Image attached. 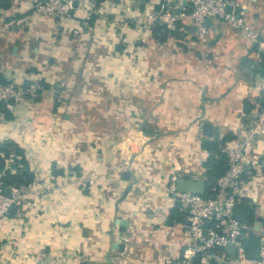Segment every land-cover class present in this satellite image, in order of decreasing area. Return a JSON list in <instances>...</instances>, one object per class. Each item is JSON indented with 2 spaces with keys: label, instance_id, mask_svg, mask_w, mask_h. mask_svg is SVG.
Wrapping results in <instances>:
<instances>
[{
  "label": "crops",
  "instance_id": "0c3cea01",
  "mask_svg": "<svg viewBox=\"0 0 264 264\" xmlns=\"http://www.w3.org/2000/svg\"><path fill=\"white\" fill-rule=\"evenodd\" d=\"M36 1L0 8V78L46 86L12 119L0 115V145L20 146L34 174L20 215L0 223V264H178L189 239L185 222L168 221V179L204 180L202 142H228L255 118L264 94L242 60L253 44L215 21L202 38L186 24L159 42L143 28L157 0H74L61 21L34 14ZM238 2L264 40V0ZM143 128L153 138L130 140ZM254 145L242 191L260 232L264 135ZM191 264L233 256L211 251Z\"/></svg>",
  "mask_w": 264,
  "mask_h": 264
},
{
  "label": "built area",
  "instance_id": "2783aa9c",
  "mask_svg": "<svg viewBox=\"0 0 264 264\" xmlns=\"http://www.w3.org/2000/svg\"><path fill=\"white\" fill-rule=\"evenodd\" d=\"M74 0H38L32 6V12L44 17H52L58 21L69 17ZM152 15L143 28L151 32L154 24L174 30L176 27L189 24L193 26L197 37L206 33L205 22L215 21L227 25L250 44H257L251 54L253 61L259 64L264 52V42H258V33L246 23L240 12L238 0H157ZM91 15L88 12V19ZM77 30L74 34H77ZM256 88L263 93L264 85L258 83ZM46 87L39 81L29 83L25 88L13 83L0 82V102L13 114L18 104L33 102L43 96ZM255 118L241 125L236 138L226 142L222 152L227 157V172L217 181L216 190L212 195L183 193L177 189L179 178L172 175L165 188L167 195L175 203L178 202L186 213L185 228L189 245L184 249L178 264H191L200 256L211 251L223 252L231 244L234 247L233 264H264V225L260 232L252 229V224L240 222L232 217L235 203H245L242 186L244 177L249 173L252 163V152L257 139L264 135V102L257 103L253 108ZM259 165L257 171L260 172ZM23 203L22 192L16 187L9 188L6 196L0 187V223L9 215L14 207L17 214L21 213ZM256 238L260 241V254L257 260L247 259L243 251V240Z\"/></svg>",
  "mask_w": 264,
  "mask_h": 264
},
{
  "label": "trees",
  "instance_id": "16d2710c",
  "mask_svg": "<svg viewBox=\"0 0 264 264\" xmlns=\"http://www.w3.org/2000/svg\"><path fill=\"white\" fill-rule=\"evenodd\" d=\"M102 2L103 0H93ZM9 0H0V8H7ZM190 30H194L189 25ZM178 28V27H176ZM151 33L159 42L166 41L168 38H175L176 29L169 30L167 27L154 24ZM2 84H6L0 78ZM45 86V85H44ZM46 87V86H45ZM0 115L5 119H12V114L5 108V104L0 102ZM226 137L212 140H205L201 144V148L207 152V158L203 167L206 169L204 176L205 189L204 195H212L217 187V181L227 172L228 162L226 155L222 152V148L226 142ZM53 174H62V170H57L52 166ZM34 181V174L26 160L25 151L12 141H5L0 145V187L4 191L5 188L16 187L20 190H27ZM186 213L181 209L178 202L174 203L170 211L168 221L185 222ZM254 220L253 212L250 211L245 220L247 224H252Z\"/></svg>",
  "mask_w": 264,
  "mask_h": 264
},
{
  "label": "water",
  "instance_id": "95a60500",
  "mask_svg": "<svg viewBox=\"0 0 264 264\" xmlns=\"http://www.w3.org/2000/svg\"><path fill=\"white\" fill-rule=\"evenodd\" d=\"M74 8V4L72 6ZM206 23H209V21H206ZM258 42H264V40H258ZM257 44H254L253 47L250 49L248 55L242 58L243 62H245L246 65V72L249 77L264 80V52H262L259 60V64L257 66V63L253 61V59L250 58L251 54L254 52ZM264 94V91H263ZM250 106H246L245 110L246 112H249ZM209 124H205L204 128H209ZM150 136H153V134L148 133ZM262 168H264V160L262 161ZM229 167H227V170ZM177 189L180 192L183 193H190V194H200L205 189V184L203 180H191L187 178H179L177 181ZM4 194L7 196L9 194V188L4 189ZM9 213L14 214L15 208L11 207L9 210ZM248 213V206L245 203H235L232 208V217L240 222H245L247 218ZM128 225V220H120V226L126 227ZM129 233L125 230H122L120 237H128ZM224 251L228 253L230 256H234V247L233 245L229 244L224 248ZM243 251L244 255L247 259L250 260H257L259 258L260 254V241L256 238H246L243 240Z\"/></svg>",
  "mask_w": 264,
  "mask_h": 264
},
{
  "label": "rangeland",
  "instance_id": "374dc122",
  "mask_svg": "<svg viewBox=\"0 0 264 264\" xmlns=\"http://www.w3.org/2000/svg\"><path fill=\"white\" fill-rule=\"evenodd\" d=\"M255 79H256V81L258 82V83H262L263 85H264V80H261V79H258L257 77H255ZM62 99V97H58L57 99H59V100H61ZM148 128H143V129H140V130H138L137 132H136V135L134 134V135H130V140L132 139V140H134V139H138V138H142V135H144L145 137H147L149 134L148 133H152V132H149L148 130H147ZM134 136V137H133ZM150 136V135H149ZM151 138H153V136H151ZM131 142H130V146H131ZM132 148H134L135 149V147H134V145H133V147Z\"/></svg>",
  "mask_w": 264,
  "mask_h": 264
}]
</instances>
